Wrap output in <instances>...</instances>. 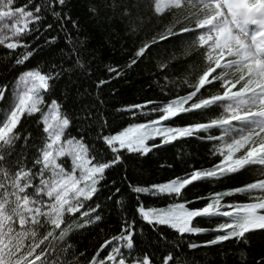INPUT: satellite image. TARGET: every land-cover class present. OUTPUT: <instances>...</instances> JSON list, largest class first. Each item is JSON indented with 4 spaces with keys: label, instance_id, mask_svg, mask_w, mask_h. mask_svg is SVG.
I'll list each match as a JSON object with an SVG mask.
<instances>
[{
    "label": "snow or ice",
    "instance_id": "1",
    "mask_svg": "<svg viewBox=\"0 0 264 264\" xmlns=\"http://www.w3.org/2000/svg\"><path fill=\"white\" fill-rule=\"evenodd\" d=\"M222 3L229 0H85L84 16L74 18L72 0H0V63L7 73L0 80V264H198L193 250L202 248L211 264H264V178L186 195L189 186L223 184L248 166H264V0ZM185 9L203 11L204 19L184 25L177 13ZM145 14L161 27L133 50L127 67L155 59L158 79H168L180 56L194 50L208 63L185 96L117 108L103 86L122 70L105 62L103 50L115 51L122 34L138 36ZM249 24L258 26L251 44L243 38ZM185 33H192L186 44ZM98 35L104 38L90 48ZM172 37L179 51L153 47ZM61 38L58 60L28 67ZM213 81L223 91L193 101ZM217 107L222 114H208ZM197 115L207 120L176 126L177 118ZM188 139L212 145L207 155L219 159L163 182L132 178L150 154ZM177 167L175 160L160 164L173 173ZM121 168L120 183L109 184V172ZM103 191L109 193L104 204ZM236 195L251 202L226 200ZM146 197L159 203L146 204ZM92 225L107 232L88 255L74 249L71 234ZM202 234L209 238L190 239Z\"/></svg>",
    "mask_w": 264,
    "mask_h": 264
},
{
    "label": "trees",
    "instance_id": "2",
    "mask_svg": "<svg viewBox=\"0 0 264 264\" xmlns=\"http://www.w3.org/2000/svg\"><path fill=\"white\" fill-rule=\"evenodd\" d=\"M84 2L85 0H72L71 10L73 12L74 18H82L84 16ZM201 9L203 6H199ZM205 13L203 11L190 12L187 9L179 11L177 13L178 19H182L184 25H192L198 19H204ZM169 17L167 13L165 14L164 20L167 22ZM161 27L157 23L156 18H152L149 21L148 14L144 16V26L142 31L137 36L133 34L131 36L122 34V39L118 44H116L115 51L112 50L111 45L104 49L105 62L111 63L113 67L122 70V74L115 79L111 80L109 85H105V99L109 105H115V107H124L126 105H131L133 103H144L147 100H159L167 102L171 99H178L181 96L187 95L189 92L194 91V85L199 79V75L202 74L203 68L207 65L206 57L197 55L196 51H193L192 56L184 57L180 56V60L176 61L177 67L168 73V79L159 77V69L156 67L155 59L149 60L144 59L139 62L138 65H133L132 67H127V63L130 62L134 55V49L139 46L140 42L145 39H150L157 31V28ZM203 34V33H201ZM55 35V33H52ZM106 35V34H104ZM104 35H98L95 40H93L89 47H98L99 41L104 38ZM186 40L185 44L191 41L192 33L184 34ZM83 38V37H82ZM172 42L163 41L160 47V50L167 51L169 53L173 51H179L181 44L178 42L177 37L171 38ZM175 42V43H173ZM64 46L63 39H59L57 45H54L51 50L45 48L40 52L35 60H32L28 67H36L37 64L41 68L44 67L45 62L49 60H58L59 48ZM5 49L0 47V57L3 56ZM187 59L189 62L182 64V62ZM219 72V70H217ZM5 72L4 63H0V80L3 79ZM18 75V74H17ZM115 75L114 73L112 74ZM215 75V74H214ZM105 77H108L107 72L104 73ZM11 79V76H9ZM233 79H238V74L233 76ZM187 81V82H186ZM64 83L60 82V90H64ZM165 88L164 92H161V87ZM84 87H88V84L85 83ZM93 90L95 91V86L93 85ZM223 89L217 81H213L212 84L205 85V89L201 90V93H198L196 97H193V101L198 102L200 98H208L210 95L217 92H222ZM189 101V105L193 102ZM113 112V115L117 119V123H122L119 119V114L114 112V109H109ZM200 110H197L199 112ZM222 108L209 109V115H219L222 114ZM187 115L190 114H186ZM145 117H140V120L143 121ZM207 120V116L197 115L194 118H177L176 126H183L189 123H192L193 120ZM126 126V125H125ZM27 127V125H25ZM75 135V133H73ZM212 145L205 147L199 140H178L173 144L165 145L160 149L155 151V154H150V163L148 164H138L132 171L131 176L134 180L142 181H154V182H163L173 175L179 174L183 175L185 170L190 171L192 167H210L213 163V159L218 160L219 157H211L207 155L209 148ZM175 160L178 165L176 172L173 173L171 169L165 170L160 168V164L168 163ZM67 167L71 166V163L68 161ZM264 166L254 165L248 166L245 175L239 177L238 179H225L223 184L200 182L196 186H189V189L186 191L188 198L193 199L198 195L204 194L207 195L213 191H223L228 188L241 186L247 182H253L256 179L264 178ZM124 176L123 168L118 172H109L108 183L111 184L113 179L117 180V183H120V178ZM121 187H127V180ZM109 195L107 191H103L100 195V203H106V197ZM228 202H251L248 197L244 195H236L230 198H226ZM146 204L159 203L154 201L150 197L145 198ZM203 203V202H201ZM143 223V222H141ZM201 227H211L212 225L207 224L201 221ZM107 228L92 226H85L84 228H74L71 234L72 244L74 249L78 248L80 252L86 253L88 255L93 254L94 249L105 239ZM110 235V233H108ZM209 238L207 234H202L201 236H192L190 239L196 240L197 242H202L203 240ZM185 251H189L185 246ZM196 252L195 260L198 264H211L213 257L208 252V249H197L193 250ZM207 253V254H206Z\"/></svg>",
    "mask_w": 264,
    "mask_h": 264
},
{
    "label": "rangeland",
    "instance_id": "3",
    "mask_svg": "<svg viewBox=\"0 0 264 264\" xmlns=\"http://www.w3.org/2000/svg\"><path fill=\"white\" fill-rule=\"evenodd\" d=\"M257 2H259V0H257ZM243 3H244V0H229V3L227 4V5H225V4H223L222 3V7H225V8H229V7H236L237 5H243ZM255 25V24H254ZM252 28V30L254 29L253 27H249L248 26V35L247 36H245V37H243L245 40H247V42L249 43V44H251V42L249 41V39L251 40V32H250V29ZM255 30H257L258 31V27L255 29ZM227 59V58H226ZM215 79V78H214ZM223 110V109H222ZM69 162L71 163V161L69 160Z\"/></svg>",
    "mask_w": 264,
    "mask_h": 264
},
{
    "label": "bare ground",
    "instance_id": "4",
    "mask_svg": "<svg viewBox=\"0 0 264 264\" xmlns=\"http://www.w3.org/2000/svg\"><path fill=\"white\" fill-rule=\"evenodd\" d=\"M248 26H249V27L251 26V27H253V28H254L253 30H252V28L250 29L251 36L257 32V30H255V29L258 27L257 25H254V24H249ZM248 26H247V27H248ZM248 30H249V29H248ZM249 41L251 42V40H250V39H249Z\"/></svg>",
    "mask_w": 264,
    "mask_h": 264
}]
</instances>
